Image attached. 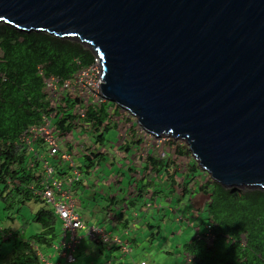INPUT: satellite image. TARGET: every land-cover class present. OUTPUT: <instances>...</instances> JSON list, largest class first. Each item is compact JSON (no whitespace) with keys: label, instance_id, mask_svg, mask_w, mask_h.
I'll list each match as a JSON object with an SVG mask.
<instances>
[{"label":"water","instance_id":"95a60500","mask_svg":"<svg viewBox=\"0 0 264 264\" xmlns=\"http://www.w3.org/2000/svg\"><path fill=\"white\" fill-rule=\"evenodd\" d=\"M0 22L88 47L103 96L147 133L264 190V0H0Z\"/></svg>","mask_w":264,"mask_h":264},{"label":"trees","instance_id":"16d2710c","mask_svg":"<svg viewBox=\"0 0 264 264\" xmlns=\"http://www.w3.org/2000/svg\"><path fill=\"white\" fill-rule=\"evenodd\" d=\"M94 58L88 47L74 39L38 31L24 32L0 22V197L6 200L9 195H15L21 196L16 198L23 204L32 199L45 203L46 207H40L35 214L42 229L34 233L33 238L41 244L50 243L57 236V217L47 202L33 195L28 188L33 172L19 138L26 128L39 124L49 111L45 77L69 78L80 68L89 66ZM63 100L66 101L62 109L72 105L70 97ZM122 109L111 101L87 108L86 118L80 125L91 127L96 146L82 156L81 168L86 172L108 162L110 142L106 134L112 129L119 127L118 130H123L117 148L124 155L133 146H144L150 139L149 134L138 131L139 126L134 120L128 121L123 115L122 121L119 120ZM69 117L56 115L55 126L60 136L77 127L71 121L67 123ZM168 148L166 157L155 155L154 150L146 154L139 179L137 171L131 166L127 169L137 179L133 178L141 192L136 194L139 197L144 193L151 199L159 196L162 189H155L153 180L159 174H165L167 196L169 199L174 197L177 203L183 196L190 200L196 191L207 195L202 220L211 224L213 236L211 239L204 234L194 236L183 244V252L191 257L187 264H264V190L224 187L205 173L196 161L189 163L185 160L191 154L187 144L171 137ZM182 160H185L183 170L177 163ZM203 172L206 176L202 177ZM181 174L182 180L179 181ZM16 202L11 199L5 207L11 209ZM2 241L0 238V264L3 260Z\"/></svg>","mask_w":264,"mask_h":264},{"label":"crops","instance_id":"0c3cea01","mask_svg":"<svg viewBox=\"0 0 264 264\" xmlns=\"http://www.w3.org/2000/svg\"><path fill=\"white\" fill-rule=\"evenodd\" d=\"M75 138H78L77 134ZM133 147H136L138 151L142 150L137 154L140 163L139 168H136L135 171L138 174L141 170V163H143L149 150L144 151L143 146ZM122 155L118 154L116 157L121 156L124 158L125 155ZM110 159L111 156L109 155L108 162L106 161L89 172L83 169V179L75 183L74 186L77 196L76 210L85 223H106L110 226L108 229L111 233L118 235L123 242L131 247V250L124 252L116 244L109 245L102 241L93 240L85 234L84 229H78L79 240L74 250L76 260L70 264H141L142 259H146V264H187L189 255L184 253L183 249L180 251L176 249L175 251L164 250L162 246H159V242L166 238V243L169 242V245L172 246L171 243L175 239L179 241L182 237H186L187 240L181 245L183 246L185 242L195 236L196 232H203L206 228L205 224L208 222L202 220L203 213L200 212L199 206L196 204L189 205L191 203L190 198L187 201L189 203L187 212L182 215L174 210L179 204L177 205L176 202L175 206L170 204V199H174V197L169 199L167 196L168 191L165 193L162 190L155 199H151L146 193L141 197L137 196L136 194L139 191L134 179L132 182L126 180L127 185L124 183V176L135 179L136 177L131 176L129 173L124 174V169L120 165L115 168L114 166L119 164L117 158H115L117 161L114 160L116 163L110 162ZM108 165L110 166L108 167ZM160 176H164L166 180L165 174H159L158 178L153 177V180L159 179ZM140 177L141 175L137 178ZM81 192L87 195V197L82 198L87 200V206L84 207V210L83 203L79 200ZM194 194H198L197 191L191 197ZM32 200L34 201V199ZM18 209L20 210V208ZM8 217L15 223L14 214ZM21 218L24 219L23 228L20 227V224L17 227L19 229L16 230L0 228V238L3 239L2 245L5 242L10 243V251L8 255H3L1 264H21V262L22 264H44L41 256L61 259L59 247L55 246L60 242L59 229L57 228L55 239L51 240L50 243L41 244L33 238L34 233L42 229V225L36 221L35 215L34 217ZM33 222L39 224L35 229L32 228ZM9 231L14 234H4V232ZM153 245H155V248ZM135 250H141L142 252L137 253ZM147 250H149V253H147ZM1 251L3 252V249ZM157 258H160V260H157Z\"/></svg>","mask_w":264,"mask_h":264},{"label":"built area","instance_id":"2783aa9c","mask_svg":"<svg viewBox=\"0 0 264 264\" xmlns=\"http://www.w3.org/2000/svg\"><path fill=\"white\" fill-rule=\"evenodd\" d=\"M101 73V59L99 56H95L89 66L80 68L69 78L45 77L44 87L50 105L49 111L43 115L39 124L26 128L19 138L23 142L26 155L29 156L28 165L33 172V178L28 184V188L34 195L47 202L60 223L57 227L60 242L55 246L59 247L61 259L41 256L44 264H70L76 260L74 250L79 240L78 229H84L85 234L93 240L109 245L116 244L124 252L131 250V247L123 242L118 235L111 233L108 229L110 226L106 223H85L76 210L77 196L74 186L84 177V171L81 168L82 156L84 153H90L96 146L91 127L89 125L82 126L80 122L86 118L87 108L108 101L101 91ZM64 97H70L72 105L62 109L61 106L66 101L63 100ZM112 109L113 107L110 109L111 112ZM126 111H128V116H134L129 110ZM123 112L124 109H122V115ZM56 115L70 116L67 123L71 121L77 127L71 133L60 136L59 129L55 126ZM135 121L137 122L136 117L134 123H136ZM137 124L138 131L147 133L138 122ZM74 132H77V139L73 136ZM149 136L150 139H147L143 146L144 151L151 148L152 141L171 138L170 135L165 134L159 137L152 134ZM167 154L166 151H162L159 156L166 157ZM205 227L203 232L198 231L195 236L200 237L204 234V237L211 239L213 236L211 224L208 222ZM190 260L191 257L187 259L188 262ZM146 263L145 260L141 262V264Z\"/></svg>","mask_w":264,"mask_h":264},{"label":"rangeland","instance_id":"374dc122","mask_svg":"<svg viewBox=\"0 0 264 264\" xmlns=\"http://www.w3.org/2000/svg\"><path fill=\"white\" fill-rule=\"evenodd\" d=\"M128 111H126V109H124V112H123V117L126 118L128 121L130 119L134 120V116H132L130 113L131 116H128ZM134 117V118H133ZM122 121V112H121V119H119ZM136 122V121H135ZM137 123V122H136ZM123 125V124H122ZM120 126V125H119ZM119 128V127H118ZM118 128H115V129H112L111 131H109L107 134H106V137L109 139V142H110V146H108V154L111 156V159H110V162L113 161L114 163H116L114 160H116L115 158L118 159L119 161V164L118 165H115L114 167L117 168L119 165L124 169L123 173H129L131 175V173L129 172V170H127V167L128 166H132L133 169L135 170L136 168H139V160L137 159V154L139 153V151H142V150H137L136 147H133L131 152L129 153H126V155L123 157L119 156V157H116L119 155H124V153L120 152V150L117 148V142L119 141V138L124 135L123 133V130L122 128L118 130ZM140 132V131H139ZM76 133L77 132H74L73 133V136L75 137L76 136ZM150 137V136H149ZM177 140V139H176ZM179 142H182V143H185L184 141L178 139ZM186 144V143H185ZM151 148L149 149V152H151V150H154L153 153L155 155L157 154H160L162 151H166L168 153V151L170 150L168 148V139H165V140H161V141H152V143L150 144ZM138 151V152H137ZM122 155V156H123ZM171 158H173V156H171ZM186 161H188L189 163L193 162V161H196L194 159V157L190 154V158L189 159H185ZM185 160H182V161H178V166L181 170L184 169L185 167V163L184 161ZM117 161V160H116ZM110 165H108L109 167ZM206 173V172H205ZM204 172L201 174V176H206ZM140 175V173H138ZM183 174V173H182ZM179 175V181L182 180V176L183 175ZM138 175V176H139ZM126 180H128L129 182H132L133 178H128L126 176H124V183L125 185H127L126 183ZM154 182H155V186L156 189H162L163 192H167L168 191V183L166 182L164 176H160L159 179H154ZM134 183V182H133ZM198 194H194V196L191 197V203H187L188 201V198H185L184 196L181 198V201L180 202H176L178 206H176L177 208H174V210H177L178 211V214H184V212H187V207L189 205H193V204H196L197 206H199V210L201 213H203V215H205L204 213V208H205V200L207 198V195H205L203 192H197ZM80 197H79V200L82 201L83 203V210L85 209L84 207L87 206V200H84L82 199L83 197H87V195L83 192L80 193ZM21 198V196H13V195H9L6 200L5 199H2L0 197V228H10V229H19L17 228L20 224V227L23 228L24 226V219H22L21 217H24V218H27V217H34L36 211L38 209H40V207H46L45 203H40V202H35V201H28L26 202L25 204L19 202L17 200V198ZM11 199H14L16 200L17 202L15 203V205L11 208V209H7L5 206L7 205V203H10ZM193 200V202H192ZM164 203L166 201H163ZM170 204L172 206H175V201L174 199H170ZM182 202V203H181ZM163 203V204H164ZM181 203V204H180ZM189 204V205H188ZM20 208V210L18 209ZM14 214L15 218V223L12 221V219H10L8 216ZM13 217V216H12ZM30 224V223H29ZM59 220H57V227H59ZM39 224H37V222H33L32 223V228L35 229L36 227H38ZM172 240V239H171ZM187 238L186 237H182L179 241L178 239H175L174 242L171 243L172 246H170L169 242H167L166 238H163L160 242H159V246L163 247L164 250L167 249V250H174L175 249L178 251L182 250V243L184 241H186ZM178 241V243H177ZM166 243V244H165ZM153 247L155 248V245H153ZM2 249H3V252L2 254L4 255H8L9 251H10V243L9 242H5L3 243L2 245ZM142 249V248H140ZM137 253L138 252H142L141 250H135ZM183 251V250H182ZM145 253V252H143ZM147 253H149V250H147ZM169 255V254H168ZM142 260H145L146 259H142ZM157 260H160V258H157Z\"/></svg>","mask_w":264,"mask_h":264},{"label":"clouds","instance_id":"9594fccd","mask_svg":"<svg viewBox=\"0 0 264 264\" xmlns=\"http://www.w3.org/2000/svg\"><path fill=\"white\" fill-rule=\"evenodd\" d=\"M109 101V100H108ZM124 109V108H123Z\"/></svg>","mask_w":264,"mask_h":264}]
</instances>
